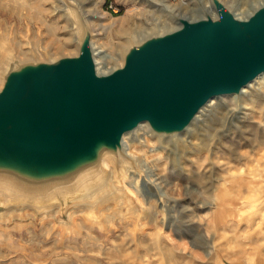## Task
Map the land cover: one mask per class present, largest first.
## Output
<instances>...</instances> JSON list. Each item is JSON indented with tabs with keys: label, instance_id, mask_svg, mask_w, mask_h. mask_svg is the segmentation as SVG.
<instances>
[{
	"label": "water",
	"instance_id": "95a60500",
	"mask_svg": "<svg viewBox=\"0 0 264 264\" xmlns=\"http://www.w3.org/2000/svg\"><path fill=\"white\" fill-rule=\"evenodd\" d=\"M68 1L77 53L19 59L4 70L0 189L35 197L72 185L105 157L119 160L124 136L141 124L180 137L211 99L240 97L264 74V3L246 17L224 0H211L210 9L199 3L195 16L172 13L176 26L133 38L122 64L105 73L89 14Z\"/></svg>",
	"mask_w": 264,
	"mask_h": 264
},
{
	"label": "rangeland",
	"instance_id": "374dc122",
	"mask_svg": "<svg viewBox=\"0 0 264 264\" xmlns=\"http://www.w3.org/2000/svg\"><path fill=\"white\" fill-rule=\"evenodd\" d=\"M88 1V5L82 4L94 29L93 45L109 55L105 64L115 66L120 56L122 58L118 51L130 38L122 31L149 26L148 21L156 14L147 0H118L122 4L118 13L108 11L102 0ZM94 1L98 2V10L91 8ZM171 1L178 4L182 0ZM184 1L187 4L182 3L180 8L195 15L197 7L189 5L188 0ZM227 1L244 14L250 9L248 4L252 0L241 8L239 5L244 0ZM196 2L199 6L201 0ZM59 6L58 0H0V59H3L0 62V84L4 70L16 60L55 59L77 53L76 31L70 13L62 8L57 10ZM124 17L126 19L122 21ZM107 21H113V25ZM164 24L163 28H172L175 23L167 20ZM263 98L261 103L254 102L255 107L251 103L243 110L250 122L242 135L244 139L236 138L234 144L228 142L216 153H209L210 157H195L181 170L173 169L166 162L164 150L152 156L156 160L148 158L150 162L147 160L149 165L145 162L146 166H152L162 182L155 187L143 180L138 182L139 190L144 192V195L137 194L142 199L140 205H145L147 194L171 197L169 202L177 201L181 205L179 209L168 205L166 210H161L164 202L156 197L159 229L136 222L127 225L126 220L119 221L115 216L112 224L103 221V217H95V224L93 218L87 216L94 211L86 209L83 210L86 219L82 225L67 218L63 222L57 219L44 228L40 219L19 218L18 215L5 221L2 217L9 206L5 199L0 206V264H264V210L259 211L261 200H254L264 195V182H223L228 166L235 170L245 169L247 158L255 157L256 152L260 159L253 164L259 167L256 172L264 167V145H256L264 136ZM255 123L261 124L262 129L257 130ZM140 131L130 134L131 137L139 140ZM154 148H148L149 155L156 153ZM141 157L145 159L142 154ZM202 164H205L204 169ZM133 193L136 195L135 191ZM216 195L220 196L217 200ZM221 196L226 201L215 215ZM125 198L122 197V204L127 202ZM262 199L264 204V197ZM117 201H111V211L131 215L133 221L144 218L143 206L131 202L130 206L127 203L122 207L117 206ZM134 205L141 211L134 213Z\"/></svg>",
	"mask_w": 264,
	"mask_h": 264
},
{
	"label": "bare ground",
	"instance_id": "6f19581e",
	"mask_svg": "<svg viewBox=\"0 0 264 264\" xmlns=\"http://www.w3.org/2000/svg\"><path fill=\"white\" fill-rule=\"evenodd\" d=\"M71 1L78 2L82 7L84 3H86L87 5L89 3L88 0ZM224 1L229 4L227 0ZM247 1L248 0L242 1L239 7L241 8L242 6L247 5ZM58 2L60 6L57 8V10L62 8L63 11L70 13V18L73 21L74 28H77V23L75 21V19L77 18V12L74 11L72 5H70L68 0H58ZM147 2L152 5V11L154 12V15L156 14V17L150 18V20L148 21L149 26L146 25L144 28H139L138 30L136 28H133L134 31L131 30V27L122 31V34H127L128 36L130 35L129 42L133 38L146 36L151 31L155 30L156 27H158L159 30L163 32L167 28H163V25H165V21L168 20L169 22H171L173 20V17L171 16L172 13L181 15L188 14L185 13L182 8H180V5L182 3L187 4L184 0H182L181 3L179 2L178 4L173 3L171 0H147ZM188 2L189 5L197 7V12L195 14L197 15V13L199 12V6L196 0H188ZM201 2H203L206 8H212L211 0H201ZM262 3H264V0H252L248 4L250 5V9L246 13L241 14L239 11L235 13L239 17H246ZM91 4L92 10H98V2L94 1ZM92 10L91 12L94 13ZM88 11H90L89 7ZM85 12L87 13L86 10ZM163 18H165V21L163 20ZM125 19L126 18L124 17L121 20L124 21ZM173 21L176 24V21ZM112 22L109 23L113 25ZM109 23L107 21V24ZM175 24L173 25V27L175 26ZM129 42L123 45L118 52L123 53ZM97 47H94L93 45L98 70L105 73L109 72L114 68V65L104 63V60H106L109 55L104 54L105 51L101 50L100 47ZM110 57L114 58L113 55H111ZM121 59L122 58L120 56V61L118 62V64H122L123 61ZM2 60L3 59L1 58L0 62ZM262 90H264V74L259 76L255 81L246 86L243 89L240 97H237L235 95H223L211 99L209 103L205 107H203V109L197 115L189 129L182 135L183 137H163L162 135L153 133L149 128V125L147 123H143L138 130H141V137L139 140L133 139L130 133L124 136V153L120 156L119 160L105 157L102 160L99 169L81 176L72 185L62 188L57 187L50 190L48 189V191H45L41 195L35 197H25L17 195V191L13 188H1L0 205L1 202L5 199H7L9 203L6 213H4V216L2 218L7 221L12 218V216L14 217L16 215H18L17 217L19 218L31 216L37 221H39L40 219L43 222L44 228H48L57 219L63 222L66 221L67 218H69V220L73 221L74 223L82 225V223L86 219V213L83 214V210L86 209L94 211L90 212V214H87V216L89 218H93L94 220L92 219V221L95 224L97 222L95 217H103V221L106 220L110 224H112V222L115 221V217H117L119 221L126 220L125 223L127 225H131L132 223L134 224L136 222V224H143L145 227L151 226L154 229H159V210H156V197L164 202L161 210H166L165 208L168 205L169 208L170 206H172L179 209L181 208V205L177 201L174 203L169 202L171 201V197L167 198L159 195L156 196L154 194H147V196L145 195V205H140L142 203V199L141 197L139 198L138 195H144V192L142 190H139L138 182L143 180L144 182H148L151 187L158 186V184L162 182L159 177H156L151 168L152 166H148V158L151 161L152 156L155 157V155L161 154V152H163L162 150H164L166 155L164 159L166 160V162L170 163L173 169L181 170L188 162L193 160L195 157L201 158L203 156L205 157V155L209 156V153L211 152L216 153V150L223 147L225 144H228V142H233L234 139L242 137L245 129L248 128V125L250 123L248 121L249 118H247L246 115L243 114V110L245 111L246 107L251 103H253L254 106V102H262L261 98L264 97V93L262 92ZM235 99L237 103H235ZM254 125H256L257 130L262 128L264 129V126H262L261 128V124L255 123ZM247 140L248 139H246V141ZM256 145H264V136L259 138V140L256 142ZM149 147H155L154 149H156V153L149 155ZM141 154L145 156V159L143 158L145 161H143ZM247 159L248 166H245V169L242 168L241 170H235V168H233L232 166H228L229 171L227 173V176L223 178V182H264V167L260 169V172H256V169H259V167L253 166L255 162L260 161L257 152L255 157L251 156ZM229 160L231 163L230 158ZM145 162L148 164L147 166L150 168V170L147 169ZM202 167L204 169L205 164H202ZM235 176H238V178L233 180L232 178H234ZM2 189L8 191L9 194ZM133 191L136 192V195L133 193ZM133 195H135L136 198ZM122 197H126L124 200L127 202L124 204L128 203L129 205L131 202H136L139 206L144 207L145 216L142 220L136 219V221H133L134 218L133 216L131 217V215L127 214L126 216H123V213H121L122 211L119 212V214L117 211H111L110 204L113 200H119L117 201L119 202L118 205H116L123 207V202H120L122 201ZM219 197L220 196L216 195V200ZM263 197L264 195L262 194L259 195L256 199L254 198L255 202L256 200L257 202L261 200V203L259 202V211L264 210L262 199ZM135 199H137V201H135ZM225 201V198H223L222 196L221 199L217 201V207H215L214 210L215 215L222 209L221 206L224 205ZM23 202L25 204H22ZM135 207L136 206L134 205L133 209H135ZM133 211L134 213H136L141 210L140 208H138ZM214 227L216 228V225Z\"/></svg>",
	"mask_w": 264,
	"mask_h": 264
},
{
	"label": "built area",
	"instance_id": "2783aa9c",
	"mask_svg": "<svg viewBox=\"0 0 264 264\" xmlns=\"http://www.w3.org/2000/svg\"><path fill=\"white\" fill-rule=\"evenodd\" d=\"M102 3L111 13H118L122 7L118 0H102Z\"/></svg>",
	"mask_w": 264,
	"mask_h": 264
}]
</instances>
